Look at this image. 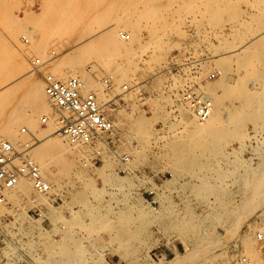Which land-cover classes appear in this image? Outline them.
<instances>
[{"label": "rangeland", "instance_id": "obj_1", "mask_svg": "<svg viewBox=\"0 0 264 264\" xmlns=\"http://www.w3.org/2000/svg\"><path fill=\"white\" fill-rule=\"evenodd\" d=\"M123 1L126 3L128 8L127 11L124 10L121 4ZM139 1L140 0H0V51L4 50L1 51L0 56L2 57L0 58L2 61L5 57L9 60L10 58L8 57L9 55L7 54L5 47L12 46L10 48L15 54L14 60H16L18 54H23L25 51L24 53L27 55L26 61H29V63L27 62L29 68H27L28 65L23 66L24 68L17 67L18 65L15 63L17 61L13 62L12 57L11 60H9L11 63H9L8 60L3 62L0 60V65L6 66L7 61L8 66L6 67H9V70L13 67L14 63V66L17 65L16 67L21 70H19V75H21L18 78H23L25 75L28 76L29 73L28 78L30 80L34 79L33 81L42 83L44 87L41 74L33 72L32 67L30 66L31 62L36 58H40L42 61H48L41 68L43 74L55 73L57 70L54 66H56L59 71L53 75L61 80L67 79L70 75L83 77V74L89 72V69L86 70L85 66H89L92 63L95 67L90 70L93 72L89 73H95L93 74V77L96 78L98 85L100 87L106 86V89L102 88L105 91L107 90L106 94L110 95V101L107 105H103L104 110L115 121L120 132L119 140L112 147V149L104 146L100 149L99 155L96 156L95 151L89 150L88 148L81 153V156L79 155L81 159L79 158V160L76 159L75 161V167L79 168L77 167V165L80 166L78 163L90 161V159H93L96 156L98 161L95 165L85 166L84 164H81L80 171L79 169L76 170V168H73L72 171L71 169L70 171L68 169V172H66V167H61L63 163L58 162L59 164H55V170L57 171V168L59 167L60 172L63 173H60L62 175L61 176L58 172L59 170L57 171L59 176L57 174V180L55 181H58L59 183H55L54 186L57 189L56 191H61L59 196L61 200L55 199V201L52 202L50 200L45 202L42 200L43 202L41 201L35 204L37 206L32 203H28V205L27 203H24L25 199L31 198L34 195H22L18 196L14 200V198L12 199L10 196L11 191H9L6 194L7 203L0 205V227L10 221H26L28 219L27 214L24 213L22 207L27 205L26 210L38 207L41 212H43L45 218L48 219L46 220V223L49 224V228H52V230L48 228V233L40 231L41 229L39 228H37L38 230L33 228L30 229L34 235L37 232L41 233L36 235L38 236V239H34L32 244L36 249L40 250L42 256H46V253H48L47 251H49L48 247H51V245H57V248L60 244V247H63L64 250L63 245L66 244L65 249L71 251L67 254L66 250L63 251L60 248V250H62L60 251L62 253H60V255H63V257L60 258H62V261L64 260V264L65 262L66 264L67 262H70L69 264H71L72 261V264H97V262L99 264L101 261L104 263L107 262L108 264H140L143 262H151L152 260L155 262H160L161 260L166 261L174 258L177 254L184 253L188 250L187 245L181 239L182 236H180L181 233H179V229H177V221H179L181 217L188 215L187 217L193 219L191 220L192 222L195 221L194 223H200L198 227L199 231H203L206 227L211 228L215 226V229L213 228L215 230L213 234L214 236L211 235L210 238H208L207 243H205L208 250L207 254L203 255L201 258L199 257V259L197 258L193 264H240L242 261L248 260L246 258L242 260L241 258V254L244 253L242 240L251 238H253L251 240H255L254 231L257 227V223L255 222H257L258 214L252 215L251 218L241 215L243 217H241V220L239 219L240 222L238 221V230H236V224H233L234 220H232V223L229 222L225 229H222L220 222L217 223V221H213L206 216V212H208L206 208L207 198H197L192 194V192L188 191L190 190L189 188L193 186L191 176L186 174L176 175L173 164L174 156L172 154V143L177 138L182 136L180 133L183 129V118L180 116L181 113H179L180 111L178 109L181 100V82L178 80L179 78H177L175 71L172 70L171 67L174 56L190 54L201 60V77H205L207 74L215 70L223 71V74L219 77V79H224V81H220L217 78L213 81L206 82L205 84L199 83L200 88H203V90L207 92L206 94H208L212 85L213 87H218V82L222 84L219 85L220 88L218 87L215 91L216 93L214 94L222 95L221 99L223 101L225 100L224 102L222 101L223 107L225 108L226 106L225 110H242V114L238 115V119H240V121L242 120L241 122L243 123L247 119L248 121H245L244 125L242 124L243 127H241L242 130L240 129V132H243L248 136L254 135L253 137L256 138H245L243 140V147L238 139L233 137L230 142L229 140L232 136L229 135L230 137H226L225 140H228L229 142H225V150L232 153L230 154V156H232L229 159L231 160V163L226 160L220 161V171L223 172L226 169L232 170L234 166L232 165L233 162L235 163V166H240L238 164L239 162H236L235 160H239L240 164L241 159H245L249 163L251 161L252 164H255L258 161L256 158L257 152L264 151V142L261 143L264 140V126L258 120L261 119V117L257 116V122L254 121V123H252L251 120L253 119L247 117L245 113L249 112L250 109L251 111L259 109L254 108V105H252L253 103L264 102V99H260L264 98L261 96V93L264 91V83L262 81L254 82L257 77L258 80L264 78V68H262L264 67V44H262L263 48H261V46L254 49L246 47L243 48L244 51L239 46L242 41L244 42L245 40L250 39L248 32L250 29H252L253 33H257L259 29H261L262 26L257 22V15L259 12L255 9L256 6L251 7L252 5H250V0H236V5L239 8H237L239 10V16L237 19H234L233 17L231 18L232 14L225 11H221V15L219 14L220 16H214L213 13V18L212 12L208 9L210 6H208V2H205L207 0H202L205 3L201 0H198L199 2L196 0H158L159 5L157 0H142L140 3ZM146 1L148 3H146ZM150 1L153 2L151 3ZM149 2L150 5H148ZM134 4L135 6H133ZM135 7H139L140 10H150L151 13L148 12V15H144V17L140 20V37L131 44L134 49L132 52L134 53L129 54L130 59L126 58L128 55L127 52H122L119 55H116V57H114L115 60L113 59L112 61L113 63L118 60L117 62L121 65L123 64L124 66L130 64V67H127L131 69L127 76L128 80L122 78L120 82H118L119 85L117 84L118 90H116L117 88L114 90V88H112L113 84L111 81L119 79L120 77L114 72L116 69V66L114 65L115 63H111L113 65L111 66L106 62L107 60L98 59L93 54L94 56H89L90 59H88V56L85 57L88 60L85 58L83 59L87 61L83 66L85 68L76 66L78 68L77 69L75 65L71 63L73 62V59L70 58V53L72 48L77 45L75 41L82 36L83 31L85 32L86 29L87 31L92 29L90 26H97L98 24H101L99 22L100 17H109L105 19H107L111 24H119L117 27L118 29H121V18H123V16L125 17L127 14L130 17L132 10H134L133 8ZM154 7L156 10L153 9ZM153 15L155 16L153 17ZM254 16H257L256 19ZM107 20L104 22H107ZM258 25H260V28ZM9 26L12 27L10 28ZM124 31L129 33V30ZM23 36L26 37L29 42H25L22 39ZM10 40L15 41V44L18 47L13 45L14 43L11 44ZM123 41L127 42L128 40ZM41 42L45 43H43V49L42 47L40 48L37 46ZM33 46H35L34 50ZM19 47H23L22 52ZM36 48L41 51L38 49L36 50ZM259 48L262 50H259ZM234 49L236 50L234 51ZM41 52L46 58L41 54ZM65 54L67 55L66 60L68 57L67 65L66 61L62 60L65 58ZM262 54L263 57L261 56ZM240 56L242 57L240 58ZM248 56H250V59ZM256 56H261L263 60L259 57L255 59ZM219 59H222V61ZM223 60L227 61L223 62ZM245 60L249 64H247ZM61 63H63V66L65 67H63ZM69 63L74 67H69ZM245 63L248 67L251 65L249 68H246L248 70L242 67ZM119 64H117V66ZM16 67H14V70H17ZM60 67H63L62 69L64 70V73L61 71L62 69H60ZM24 69L26 71H24ZM73 69L76 75L72 72ZM81 70H85L83 71L84 73H82ZM9 71H11V69ZM23 71L25 73L24 75ZM262 71L263 76L261 73ZM60 73L62 75H59ZM81 73L82 75H80ZM64 74L67 75L65 76ZM110 76H113V78ZM4 77L0 78V82L2 81L1 79H4ZM99 81L104 84H100ZM125 84L129 86H137L128 92H124L122 90ZM224 84L226 86H224ZM19 88L15 91L17 92L18 90V93H16L18 96L16 94L10 96L9 101L11 103L9 101L5 102L6 99L3 101L4 103H7L3 105L4 108L6 106L7 112L9 111L11 114L9 112L6 113L4 108L0 109V114L2 113V117L0 116V118H3L2 120L0 119V121L3 122V124L0 122V133L2 132V125L7 123L9 116H14L15 114V108L12 110L14 104L16 103L15 105L17 106L18 103L23 104V102H25V98L23 96L25 94V89H23V92L22 90L19 91ZM86 90L92 91L87 87ZM201 92L205 94L204 91L201 90ZM258 92L260 93V96L258 95ZM239 94L243 95V97H241L242 99L239 98L240 100L238 99L240 96ZM245 94L246 96H249V94L250 96H257L260 100L257 102V98L255 97H253V99H247L245 97L244 99ZM262 95H264V93ZM18 97H23L24 100L20 98L21 102ZM46 100V107H50L46 108V110L49 109L50 112L49 110H47L48 112L45 110L37 116V124L35 123V128L30 129V126L28 127V123L26 124L25 121H21L20 124H18L17 137H15L14 141H16L15 144L18 146V150L20 148L19 151H22L25 147H27L25 144L22 145L25 141H29L30 143L35 142L36 144L34 143V146H37V144L42 142L45 137L43 132H46V128L48 131V129L52 130L55 127V129L60 127V125H58L60 124L58 113L52 108V106H50L51 104L47 98ZM251 102L252 104L249 105ZM237 103L240 104L238 106L240 109L236 106ZM247 103H249V106ZM7 105H9L10 108ZM8 108L14 113H12V111ZM43 117H47L46 122L42 121ZM141 118H146L147 124V130L142 132L143 134L135 128V120ZM51 120H55V122H53L54 124L49 123ZM51 126L54 128H51ZM23 128H26L25 132H22ZM53 133L52 137L55 136L54 138L65 139V137L57 131ZM1 134H3V132ZM1 134L0 139H9L6 135L2 138L3 135ZM22 134L25 136H22ZM28 138H30L31 141L28 140ZM259 147L263 149L260 151ZM27 151V155L32 158L33 153L31 154V148ZM233 151L235 153H233ZM118 154L128 155L130 157V161L126 166L128 168L127 172H120L121 162ZM236 157L239 159H234ZM107 162L109 165L104 168V170H106V174L116 177L119 181H121V183L124 184L121 189L117 186L114 187L110 184V182L104 184L102 182L103 179L97 175L98 173L96 171L98 168H101V166L103 167ZM62 168H65V172L61 170ZM74 171L75 173H73ZM82 172L84 176L81 175ZM242 173V168L237 169L228 178V183H230L229 188L231 190L235 191L239 187ZM89 179L94 183L96 182L95 184L103 189H101L102 193L99 194V197L95 196L96 194H94L92 189L87 185V182L90 181ZM81 180H84V182ZM108 184L112 185L113 188H111L110 185L108 186ZM118 208H123V210L126 209L125 211L128 213L126 212L125 215L122 213V217L121 214L119 215L118 213H115ZM166 209L167 211H165ZM190 210L191 213L193 211L194 212L191 214L189 212ZM179 215L180 218H176L179 217ZM129 217L130 219L128 220ZM119 219L121 222H123V219L124 221H129L130 223L127 227L131 231L134 230L136 232V235L130 238L131 240L125 244L121 241L120 234H117V232L120 233L119 228L121 223ZM195 219H197V221ZM41 221L42 220H39L38 222L40 223ZM108 223L110 225H108ZM103 224H106L108 227L105 228L106 226ZM62 225H64L65 228L62 229V231H59L60 235L55 238L52 232L58 231ZM226 238L229 239L226 240ZM67 239L71 240L69 241ZM224 240L226 242H224ZM43 241H45V247L42 245ZM129 242L131 244H129ZM255 243L256 241H254L253 245L255 251L257 252V257L252 258L251 261H253L254 264H264L258 249H256L257 244ZM123 244L126 248H124ZM121 245H123V248ZM42 247L47 251L43 252L44 250ZM51 249H55V246L51 247L50 250ZM124 251L126 253H124ZM64 256L66 258H64ZM41 259H45V257H42ZM102 262L100 264H103Z\"/></svg>", "mask_w": 264, "mask_h": 264}, {"label": "bare ground", "instance_id": "obj_2", "mask_svg": "<svg viewBox=\"0 0 264 264\" xmlns=\"http://www.w3.org/2000/svg\"><path fill=\"white\" fill-rule=\"evenodd\" d=\"M126 1V0H125ZM131 1V0H130ZM142 1V0H140ZM139 1V3H140ZM145 1V0H143ZM162 1V0H160ZM198 1V0H196ZM202 1V0H201ZM200 1V2H201ZM247 1V0H246ZM151 2V1H150ZM150 2L148 5H150ZM153 2V1H152ZM151 2V3H152ZM158 2V0H157ZM155 2V3H157ZM199 2V1H198ZM204 2V1H202ZM205 2H208V9H210V12H212V16H213V13H214V16L217 15V16H220L221 14V11H225V12H230L232 14L231 18L233 17L234 19H237V17L239 16V8L237 7L236 5V0H207ZM204 2V3H205ZM238 2V1H237ZM243 2V1H241ZM245 2V1H244ZM250 5H252L251 7H255V9L259 12V14L256 16L258 19H257V22L262 26L261 29H259V31L255 34L253 33L252 29H250L249 32V37L250 39L248 40H245L244 42L242 41L240 43V48H251V49H254L258 46H261V48H263L262 44H264V0H250ZM248 2V3H249ZM121 3V2H120ZM133 3V2H132ZM131 3V4H132ZM144 3V2H142ZM141 3V5H142ZM146 3H148L146 1ZM246 3V2H245ZM122 6L124 8L125 11L128 10L127 6H126V3L123 1L122 3ZM145 4V3H144ZM158 5H159V2H158ZM248 5V4H247ZM135 6V4L133 5ZM143 6V5H142ZM146 7V6H144ZM131 8V7H130ZM152 8V7H151ZM157 8V7H156ZM238 8V9H237ZM6 9V8H5ZM134 10H132V13H131V16L129 17V15L127 14L125 17L123 16V18H121V23H120V26H121V29H118V25L117 23L115 24H111L110 22H108L107 19L105 18H109V17H106V16H102L99 18V22L101 24H98L97 26H90L92 29H89L87 31V29L85 30V32L83 31L82 33V36H78L79 38L75 41L77 43V45L75 47L72 48L71 50V55H70V58L73 59V65L76 66H80V67H83L84 66V63H86L87 61L83 60L86 56H88V59H90L91 55L92 56H96V58L98 59H103V60H107L106 62L108 64H110L111 66H113L112 64L115 63L114 65L116 66V69H115V73L117 75H119V79H114L112 82V88H117L116 90H118V87H117V84L118 82H120V80L123 78V79H127V76L129 74V72L131 71V69H129V65L128 64L127 66H124L123 64H119V62H113V59L114 57H116V55H119L120 53L122 52H127V57L128 59H130L129 57V54L131 53H134L132 52L134 49L133 47L131 46V44L135 41V40H138L139 39V34H140V28H141V18L144 17V15H148V12H150V10H140L139 7H135L133 8ZM155 9V7L153 8ZM156 10V9H155ZM158 10V8H157ZM238 10V11H236ZM241 10V9H240ZM154 11V10H153ZM243 11V10H242ZM5 12V11H4ZM151 13V12H150ZM154 13V12H153ZM152 13V14H153ZM6 14H7V11H6ZM220 14V15H219ZM4 15V14H3ZM9 15V13H8ZM137 15V16H135ZM241 15V13H240ZM7 16V15H6ZM11 16V15H10ZM9 16V17H10ZM155 15H153L154 17ZM213 16V18H214ZM8 17V18H9ZM14 17V16H13ZM146 17V16H145ZM152 17V18H153ZM255 17V16H254ZM255 17V19H256ZM156 18V17H155ZM218 18V17H217ZM150 19V18H149ZM154 19V18H153ZM220 19V18H219ZM12 20V19H11ZM98 20V18H97ZM107 22H104L106 21ZM143 20V19H142ZM10 23V22H9ZM12 24V23H11ZM8 25V24H7ZM260 25L259 28H260ZM2 27V26H1ZM10 27V26H9ZM12 27V26H11ZM10 27V28H11ZM88 27V28H90ZM8 29V28H7ZM249 29V28H248ZM10 30V29H9ZM124 30H129V35H130V39L126 42V41H123V39L121 40L120 38V32H125ZM87 31V33H86ZM10 32V31H9ZM1 34V33H0ZM16 34V33H15ZM248 34V33H247ZM11 35V33H10ZM4 36V35H3ZM248 37V38H249ZM17 38V37H16ZM1 39V38H0ZM84 39V40H83ZM243 39V38H242ZM246 39V38H245ZM7 40V39H6ZM11 41V40H10ZM9 41V42H10ZM142 41V40H141ZM40 42V41H39ZM14 43L13 45L16 46V42L15 41H11V44ZM44 43V42H43ZM43 43H39L37 46H39L40 48L42 47L43 49ZM4 44V43H3ZM33 44V43H32ZM35 44V43H34ZM45 44V43H44ZM130 44V45H129ZM139 44V43H138ZM234 44V43H233ZM18 45V44H17ZM47 45V44H46ZM2 46V45H1ZM5 46V45H4ZM3 46V47H4ZM36 46V44H35ZM35 46H33V50L35 48ZM135 46V44H134ZM139 46V45H138ZM237 46V45H236ZM235 46V47H236ZM12 46H7L5 47V49L7 50V54L9 55L8 57L10 58L9 60H11V57L13 58L12 61L17 63V67H22L24 68L23 66H27L29 61H26L27 59V55L26 53L23 52V54L21 53L22 52V48H20V53L21 54H18L17 57H16V60H14V53L13 51H11V48ZM18 47V46H16ZM38 47V48H39ZM140 47V46H139ZM2 48V47H1ZM32 48V47H30ZM36 48V50L38 49ZM249 48V49H250ZM259 48V50L261 49ZM248 49V51H249ZM40 50V49H38ZM69 50V51H70ZM233 50V49H232ZM231 50V51H232ZM236 49H234L235 51ZM241 50V51H242ZM256 50V49H255ZM262 50V49H261ZM1 51H4V50H1ZM0 51V53H1ZM41 51V50H40ZM45 51V49H44ZM244 51V50H243ZM253 51V50H251ZM257 51V50H256ZM32 52V51H31ZM68 52V51H67ZM214 52V51H213ZM227 52V51H226ZM233 52V51H232ZM240 52V51H239ZM255 52V51H254ZM16 53V52H15ZM234 53V52H233ZM256 53V52H255ZM6 54V53H5ZM42 54V52H41ZM94 54V55H93ZM214 54V53H213ZM237 54V53H236ZM253 54V53H252ZM260 54V53H259ZM264 54V53H263ZM263 54L261 55L263 57ZM30 55V54H29ZM43 55V54H42ZM69 55V54H68ZM124 55V56H125ZM245 55V54H244ZM5 56V55H4ZM41 56V55H40ZM44 56V55H43ZM66 54H65V58H63L62 60H65L66 61V65L68 64L67 63V60H68V57H67V60H66ZM90 56V57H89ZM135 56V55H133ZM214 56V55H213ZM261 56H256L255 59H257V57H259L260 59ZM2 57V56H0ZM31 57V56H30ZM45 57V56H44ZM120 57V56H119ZM212 57V56H211ZM222 57V56H221ZM242 56H240L241 58ZM249 59H250V56H248ZM252 57V56H251ZM46 58V57H45ZM94 58V57H93ZM95 58V59H96ZM118 58V57H117ZM253 58V57H252ZM86 59V58H85ZM86 59V60H88ZM93 59V60H95ZM125 59V58H124ZM136 59V58H135ZM1 60V58H0ZM5 60H8L6 59V57L4 58L3 61ZM8 60L9 63H11L10 61ZM70 60V59H69ZM115 60V59H114ZM133 60V59H132ZM220 61H222V59H219ZM248 60V59H247ZM252 60V59H251ZM263 60V59H262ZM2 61V60H1ZM2 61V62H3ZM71 61V60H70ZM92 61V60H91ZM124 61V60H123ZM128 61V60H127ZM227 61V60H225ZM223 60V62H225ZM236 61V60H235ZM246 61V60H245ZM249 61V60H248ZM6 61V66L7 63ZM12 62V63H13ZM28 62V63H27ZM56 62V61H55ZM69 62V61H68ZM90 62V60H89ZM94 62V61H92ZM96 62V61H95ZM98 62V61H97ZM122 62V61H121ZM135 62V60H134ZM65 63V62H64ZM112 63V64H111ZM119 64L117 66V64ZM244 63V62H243ZM247 63V61H246ZM243 64V68L246 69L248 66L247 64ZM259 63V62H257ZM4 64V63H2ZM70 64V63H69ZM88 64V63H87ZM252 64V63H251ZM264 64V63H263ZM11 65V64H10ZM15 64L13 63V67H11V71L8 70L9 67H6L5 65H0V78H3L4 76V79H1L2 81L0 82V109L4 108V104H7V103H4L3 101L6 99L5 102L9 101L10 100V96H13V94H16L18 93V90L17 92L16 89L19 88V87H23V88H19L20 90L19 91H23V89H25V94L23 95L24 98H25V102H23V104H20L18 103V105L16 106L14 104V107H12V110L14 109L15 111V114L14 116L11 115L9 116L8 120L6 119L7 116H6V120H7V123L5 125H2V132L3 135L2 138L4 137V135H6L10 140V142H12V144L18 149V146L15 144L16 141H14L15 137H17V126H19L18 124H20L21 121H25L26 124L28 123V127L30 126V129H33L35 128V123L37 121V116H39V114L43 111L46 110V108H50V107H46L47 106V96L45 94V91H44V87L42 85V83L40 82H37V81H33V80H30L28 78L29 76V73H28V76H23V78H18L20 75H19V70L16 66H14ZM61 65L63 66V63H61ZM65 65V64H64ZM72 64L69 65V67L72 66V68L74 67ZM86 65V64H85ZM97 65V64H96ZM101 65V64H100ZM104 65V64H103ZM106 65V64H105ZM226 65V64H225ZM242 65V63H241ZM12 66V65H11ZM31 66V65H30ZM99 66V65H97ZM133 66V64H132ZM228 66V65H227ZM251 66V65H250ZM249 66V67H250ZM14 67L17 68V70H14ZM65 67V66H63ZM62 67V68H63ZM67 67V66H66ZM86 67V70H88L89 72H93V71H90L91 69H93L95 66L91 63V65L89 66H85ZM83 67V68H85ZM223 67V66H222ZM241 67V66H240ZM248 67V68H249ZM257 67V66H256ZM15 68V69H16ZM21 68V69H22ZM26 68V67H25ZM29 68V65L28 67ZM26 68V69H27ZM31 68V67H30ZM54 68H56L57 71L58 68L56 66H54ZM60 67V69H62ZM77 68V67H76ZM75 68V69H76ZM264 68V67H262ZM78 69V68H77ZM76 69V70H77ZM253 69V68H252ZM53 70V68H52ZM95 70V69H94ZM113 70V69H112ZM248 70V69H246ZM251 70V69H250ZM249 70V71H250ZM254 70V69H253ZM21 71V70H20ZM24 71H26L24 69ZM23 71V75L25 74ZM56 71V72H57ZM62 72L64 71L63 69L61 70ZM82 71V70H81ZM85 71V70H83ZM82 71V73H84ZM107 71H108V68H107ZM264 71V69H263ZM263 71L261 72L262 73V76H263ZM52 72V71H51ZM55 72V71H54ZM55 72V73H56ZM61 72V73H62ZM74 73V69L72 71ZM76 72V71H75ZM85 73L82 75V73L80 75H82L83 77H81L82 81L84 82V85H85V88H89L91 89L96 95H97V98H98V102L100 103V105H107V103L110 101L109 99V96L108 94H106V91L103 89V88H107L106 86H99L98 85V82L96 80V78L93 77V74L91 73ZM113 72V71H112ZM256 72V71H255ZM53 73V74H55ZM58 73V72H57ZM59 74V75H62V74ZM80 73V72H79ZM75 74V73H74ZM78 74V72H77ZM104 74V73H103ZM256 74V73H255ZM65 75V74H64ZM67 75V74H66ZM65 75V76H66ZM76 75V74H75ZM79 75V74H78ZM98 75V74H97ZM257 75V74H256ZM64 76V77H65ZM71 76V75H70ZM95 76V75H94ZM32 77V76H31ZM102 77V76H101ZM111 77V76H110ZM132 77V76H131ZM221 77V76H220ZM66 78V77H65ZM113 78V76L111 77ZM114 78H115V74H114ZM130 78V77H129ZM224 78V76H223ZM131 79V78H130ZM219 79V78H218ZM260 79V78H259ZM125 80V81H126ZM220 81H224V79H219ZM218 80V81H219ZM254 80V79H252ZM256 81H262L264 83V78L261 79V80H258V77L257 79H255L254 82ZM100 82V81H99ZM108 82V81H107ZM106 82V83H107ZM128 82V81H126ZM215 82V81H214ZM102 82H100L101 84ZM109 83V82H108ZM107 83V84H108ZM261 83V82H260ZM258 83V84H260ZM104 84V83H102ZM105 84V85H107ZM129 84V83H128ZM227 84V83H226ZM119 85V84H118ZM215 85V84H214ZM219 85H222L218 82V87ZM109 86V84H108ZM116 86V87H114ZM209 86V85H207ZM224 86H226L224 84ZM103 87V88H102ZM218 87H211L209 93L207 94L212 100H213V103H214V109H213V112L211 113V115L209 116V118L204 121V122H197L195 121L194 117L192 116V112L190 110V108L187 106L186 103L184 102H180V106H178L179 108V113H181V117L183 118V126H182V131H181V135L179 138H177L173 143H172V154H173V164H174V168H175V173L176 175H189L191 176V179L193 182L192 183V187H190L188 191L192 192V194L197 197V198H207L206 200V208L208 210V212H206V216H208V218L212 219L213 221H217L220 222V226L222 227V229L226 228L227 224L229 222L232 223V220H234V223L233 224H236V230H238L237 227H239L237 224H238V221L240 222L241 220V215H244L245 217H250L252 215H257L259 214V212H264V151H261L263 148H260V151L261 152H257V155H256V158L258 159V161L255 163V164H252L251 161L250 163L247 162L245 159H241V164H240V161L238 160H235L236 162H239L238 164L241 166H238L240 168H242V175L240 177L241 179V183L239 185V187L233 191L229 188V184L228 183V178L234 173V171H236L237 169H240L238 168L237 166H235V163L233 162L232 165L233 166V169L232 170H228L226 169L225 171L221 172L220 171V167L219 166V162L220 161H223V160H226L228 162L231 163V160H229L231 158L230 154L232 153H229L227 152V150H225V142L228 141V140H225V138L227 137H230V142L232 141L231 139H233V137L235 139H238L241 143V146L244 147V144H243V140L245 138H256V137H253V136H248L246 135L245 133L243 132H240V129L242 130L241 127H243L245 121H248L245 120L244 123L240 121V119H238V115L242 114V110L240 109V107H238L239 105H237V107L240 109V111H236V110H225V108L223 107V103H222V95H215L214 93H216L215 91L217 90ZM264 87V86H263ZM110 88V87H109ZM108 88V89H109ZM210 88V87H209ZM220 88V87H219ZM227 88V87H226ZM121 89V88H120ZM202 91L205 92V94L207 93L205 90H203V88H200ZM263 89V88H262ZM261 89V91H262ZM200 90V91H201ZM90 91V90H88ZM121 91V90H120ZM123 91V90H122ZM231 91V90H230ZM236 91V90H235ZM260 91V92H261ZM15 92V93H14ZM24 92V91H23ZM110 92V91H108ZM113 92V91H112ZM117 92V91H116ZM111 93V92H110ZM123 93V92H122ZM264 93V91H263ZM263 93H261V96L264 97V95H262ZM236 94V93H235ZM260 93L258 92V95ZM17 95V94H16ZM240 96L238 97V99H242L241 97H243V95L239 94ZM18 96V95H17ZM125 96V95H123ZM238 96V95H236ZM235 96V97H236ZM260 96V95H259ZM108 97V99H107ZM245 97L247 99H253V97L255 96H246V94L244 95V99ZM9 98V99H7ZM19 98V97H18ZM17 98V100H18ZM23 99V97H20ZM19 98V99H20ZM111 98V97H110ZM231 98V97H230ZM257 98V96L255 97ZM48 99V98H47ZM236 99V98H235ZM237 99V100H238ZM239 99V100H240ZM260 99H264V98H260ZM259 98H257V102L260 100ZM24 100V99H23ZM21 101V99H20ZM103 101V102H102ZM225 101V100H224ZM223 101V102H224ZM252 101V100H251ZM264 101V100H263ZM10 102V101H9ZM17 102V101H16ZM22 102V101H21ZM255 102V101H254ZM11 103V102H10ZM249 103H247L248 105ZM252 102L249 104L251 105ZM10 105V104H9ZM7 105V106H9ZM246 105V106H247ZM248 105V106H249ZM252 105H254V108H259L258 110L256 111H250L249 112H246L245 115L247 117H249L250 119H253L251 120L252 123L257 122V116L261 117V119H258L261 124L264 126V102L263 103H253ZM3 106V107H2ZM51 106V105H50ZM109 107V106H108ZM235 107V106H234ZM10 108V106H9ZM8 108V109H9ZM231 108V107H230ZM245 108V106H244ZM252 108V107H251ZM6 110V106L4 108ZM232 109V108H231ZM236 109V108H235ZM249 109V108H248ZM247 109V111H248ZM10 110V109H9ZM10 110V111H12ZM49 110V109H47ZM46 110V111H47ZM238 110V109H237ZM4 111V110H3ZM1 111V112H3ZM230 111V112H229ZM6 113L7 110L5 111ZM12 111V113H14ZM48 112V111H47ZM50 112V110H49ZM4 113V112H3ZM10 113V112H9ZM11 114V113H10ZM46 114V112H45ZM5 115V114H4ZM3 115V116H4ZM9 115V114H7ZM0 116L2 117V113L0 114ZM140 117V116H139ZM256 117V119H255ZM39 118V117H38ZM245 118V117H244ZM1 119V118H0ZM3 119V118H2ZM1 119V120H2ZM57 121V119H55ZM55 120H51V122L49 123H53L55 122ZM182 120V119H181ZM244 120V119H243ZM5 121V120H4ZM134 121V120H133ZM2 124L3 122L0 121ZM6 122V121H5ZM59 122V121H57ZM40 123V122H39ZM135 128L137 131L139 132H145L147 130L146 128V118H141V119H138V120H135ZM37 124V123H36ZM54 124V123H53ZM243 124V125H242ZM60 125V124H58ZM50 126V125H49ZM52 126H55V125H52ZM51 128H54L52 127ZM32 127V128H31ZM50 128V127H49ZM56 128V127H55ZM54 128V129H55ZM60 128V127H59ZM59 128L57 129H48L47 131V128H46V132H43V135L45 134V137L43 138L44 140H42V142L38 143L37 146H34V143H30L29 141H25L23 140V143L22 145H26L27 147H25L23 150H28L31 148V154H32V158L35 160V162H37V164L40 166L43 174L52 182L53 184V191L56 192V187L55 186V183H57L55 180H57V174L60 172L59 170V167L57 168V171L55 170V164L56 163H63V165H61V167H66V172H68V169L70 171L73 170V168L75 169L76 165H75V161L76 159L79 160V158L81 159V153H83L84 150L88 149V147H78V146H73L71 144H69L65 139L63 138H54L52 137V134H54L53 132L59 130ZM20 130V129H19ZM0 131H1V128H0ZM30 131H34V130H30ZM39 133V132H38ZM60 133V132H58ZM37 134V133H36ZM61 134V133H60ZM143 134V133H142ZM34 135V133H33ZM62 135V134H61ZM230 135V136H229ZM22 136H25L22 134ZM36 136V135H35ZM264 139V138H263ZM28 140L31 141L30 138H28ZM34 140V139H33ZM37 140V139H36ZM41 140V139H39ZM20 141V140H18ZM228 141V142H229ZM264 140L261 142L263 143ZM36 144V143H35ZM263 145V144H262ZM100 146L102 145H98L97 147L99 148ZM264 146V145H263ZM23 148V147H22ZM20 150V148H19ZM90 150V148H89ZM88 150V151H89ZM235 150V149H234ZM29 152V151H27ZM233 153H235L233 151ZM86 154V153H85ZM237 154V153H236ZM80 155V156H79ZM234 155V154H233ZM172 156V155H171ZM240 156V155H239ZM233 158V157H232ZM234 159H239V158H234ZM251 159V158H250ZM234 161V160H233ZM80 162V161H79ZM58 163V164H59ZM254 163V162H253ZM57 164V165H58ZM83 165L84 162H81V163H78ZM109 165V163L107 162L103 167L101 166V168H98V170L96 171L102 179H103V183H107V182H110V184H112L114 187H120V189L124 186L123 183H121V181H119L116 177H113L111 175H107L106 174V170H104L105 166ZM172 165V163H171ZM218 165V166H217ZM237 165V164H236ZM79 165H77V167L79 168H76V170L81 169ZM173 166V165H172ZM83 168V167H82ZM173 168V169H174ZM65 169V168H64ZM64 169L62 168L61 170L64 171ZM83 171V170H82ZM84 172V171H83ZM83 172L81 175H83ZM75 173V171L73 172ZM58 174V176H59ZM63 174V173H62ZM65 174V173H64ZM68 174V173H67ZM61 175V174H60ZM52 176V178H51ZM62 176V175H61ZM84 176V175H83ZM82 177V176H81ZM98 177V176H97ZM78 178V177H77ZM94 178V177H93ZM84 179V178H83ZM90 180V179H89ZM60 181V180H59ZM82 181V180H81ZM80 181V182H81ZM84 182V180L82 181ZM81 182V183H82ZM59 183V182H58ZM96 183V182H95ZM93 181H89L87 182V185L92 189V192L94 194H96L95 196H98L99 197V194L102 193V188L99 187L97 184H95ZM108 184V186L110 185ZM123 184V185H122ZM58 185V184H57ZM110 185L111 188H113V186ZM60 186V185H58ZM185 187V186H184ZM188 187V186H186ZM102 189V190H101ZM117 189V188H116ZM124 189V188H123ZM188 189V188H187ZM186 190V189H185ZM60 193V190H58V194ZM113 193V192H112ZM111 193V194H112ZM110 194V193H109ZM22 195H34L33 197L31 198H26L25 199V202L24 203H39L41 202L42 200L45 201H49L50 198H48L47 196H43V195H39L35 192L34 188H33V185L31 183V181H29L28 179H21L20 182L11 190L10 192V196L12 197V199L14 198H17L18 196H22ZM104 196V195H103ZM194 197V198H195ZM186 198V197H185ZM99 201V200H98ZM43 202V201H42ZM125 203V202H124ZM123 203V204H124ZM128 203V202H127ZM83 204V203H82ZM29 205V204H28ZM31 205V204H30ZM84 205H87V204H84ZM126 205V204H125ZM124 205V206H125ZM189 205V204H187ZM123 206V207H124ZM26 207H22L24 213L26 214ZM91 207V206H90ZM188 207V206H187ZM96 208V207H95ZM104 208V207H103ZM127 208V206H126ZM130 208V206H129ZM167 208V207H166ZM131 209V208H130ZM165 209V208H164ZM190 209V208H189ZM97 210V209H96ZM114 210V209H113ZM116 210V209H115ZM126 210V209H125ZM123 210V208H118L117 211L115 213H118L119 215L121 214L122 217H123V214L124 215L126 214L127 211ZM142 210V209H141ZM22 211V210H21ZM93 211V210H92ZM105 211V210H104ZM138 211V210H137ZM167 211V209L165 210ZM164 211V212H165ZM188 213V211H186ZM191 213V210L189 211ZM194 212V211H193ZM192 212V213H193ZM22 213V212H21ZM128 213V212H127ZM139 213V212H138ZM188 213V214H190ZM191 213V214H192ZM205 213V212H204ZM111 214V213H110ZM148 214V213H146ZM165 214V213H164ZM92 215V214H91ZM98 215V214H97ZM117 215V214H116ZM17 216V215H16ZM19 216V215H18ZM24 216V215H23ZM101 216V215H100ZM163 216V215H162ZM182 216V215H181ZM188 215L186 216H183L181 217V219L179 221H177V229H179V233H181L180 236H182V241L187 245L188 247V250L184 253H179L177 254L174 258H171L169 260H161L160 262H155L154 260H152L151 262H143V263H140V264H193V262L199 257L201 258L203 255L207 254L208 250H207V245L205 243H207V240L208 238H210L211 235L214 234V229H215V226L209 228V227H206L203 231H199L198 230V227H199V224L197 223H194L192 222L191 220H193L192 218L190 219L189 217H187ZM204 215V217H206ZM254 217V216H253ZM256 217V216H255ZM18 218V217H17ZM105 218V217H104ZM126 218V217H125ZM176 218H180V215L179 217H176ZM199 218V217H198ZM130 219V217L128 218V220ZM205 219V218H204ZM203 219V220H204ZM207 219V217H206ZM240 219V220H239ZM245 219V218H244ZM82 220V219H81ZM95 220V219H94ZM122 220V219H121ZM176 220V219H175ZM197 221V219H195ZM120 221V219H119ZM118 221V222H119ZM199 221V219H198ZM244 221V220H243ZM109 222V221H108ZM117 222V221H116ZM64 223V222H63ZM79 223V221H78ZM102 223V222H101ZM110 223V222H109ZM108 223V225H110ZM120 228H119V232L118 233L117 231V234H120V237H121V241L125 244L127 243L129 240H131L130 238L134 237L136 235V232L133 230L131 231L127 225L130 223L129 221L127 222L126 220L124 221L123 219V222L120 221ZM132 223V222H131ZM138 223V222H137ZM230 223V224H231ZM256 223V222H255ZM70 224V223H69ZM88 224V223H87ZM240 224V223H239ZM104 225V224H103ZM112 225V224H111ZM249 225V224H248ZM252 225V224H251ZM106 226V224L104 225ZM130 226V225H129ZM212 226V225H211ZM219 226V225H218ZM100 227V225H99ZM108 226H106L105 228H107ZM117 228V227H116ZM135 228V227H134ZM133 228V229H134ZM139 228V227H138ZM214 228V229H213ZM101 229V228H100ZM118 229V228H117ZM254 229V227H253ZM251 229V230H253ZM68 231V230H67ZM226 231V230H225ZM234 232V231H232ZM253 232V231H252ZM178 233V234H179ZM231 234V233H230ZM251 235V234H250ZM118 236V235H117ZM214 236V235H213ZM46 237V236H45ZM139 237V236H138ZM222 237V236H221ZM233 237V236H231ZM229 237V238H231ZM48 238V237H47ZM229 238H226L229 239ZM245 238V237H244ZM251 238V237H250ZM49 239V238H48ZM253 239V238H251ZM251 239H245V240H242L243 241V248H244V253L241 254V258L242 260H244L245 258L246 259H249V260H252V258L254 257H257V252L255 251V248H254V241L251 240ZM46 240V238H45ZM69 240V239H67ZM71 240V239H70ZM69 240V241H70ZM68 241V243H69ZM44 242L43 241V244L44 245ZM47 242V241H46ZM224 242H226L224 240ZM223 242V243H224ZM67 243V242H66ZM67 243V244H68ZM122 244V243H120ZM123 244V245H124ZM129 244H131L129 242ZM218 244V242H217ZM256 244V243H255ZM70 245V244H69ZM123 245L122 248H123ZM50 246V245H48ZM55 246V249H51V247ZM57 245H51V247H48L49 248V251H47L46 249H42L44 250L43 252H48L46 253V256L43 255L42 257L45 259H41L40 258V264H64V260L62 261L60 257H63V255H60V251L63 250V247L61 248L60 247V244L59 246L56 248ZM62 246V244H61ZM64 246V250H66L67 254L70 253V251H68L67 249H65L66 247V244L63 245ZM120 246V245H119ZM45 247V245H44ZM257 247V246H256ZM60 248L62 250H60ZM124 248L125 245H124ZM217 248V247H215ZM131 249V248H129ZM220 249V248H219ZM257 249V248H256ZM114 250V249H113ZM117 250V249H116ZM122 250V249H121ZM127 250V249H125ZM132 250V249H131ZM115 251V250H114ZM217 251V250H216ZM65 252V253H66ZM124 253H126L124 251ZM242 253V252H241ZM62 254V253H61ZM73 254V252H72ZM81 254V252H80ZM226 254V253H225ZM224 254V255H225ZM66 255V254H65ZM68 256V255H67ZM210 256V255H209ZM227 256V255H226ZM225 256V257H226ZM77 257V255H76ZM126 257V256H125ZM206 257V256H205ZM224 257V258H225ZM231 257V256H230ZM64 258H66L64 256ZM63 258V259H64ZM213 258V257H212ZM71 259V258H70ZM69 259V260H70ZM73 259V258H72ZM104 259V258H103ZM67 260V259H66ZM75 260V259H74ZM77 260V259H76ZM98 260V259H97ZM206 260V259H205ZM63 263H62V262ZM99 261V260H98ZM101 261V260H100ZM214 261V260H213ZM228 261V260H227ZM102 262V261H101ZM100 262V263H101ZM255 262V261H254ZM70 263V262H69ZM67 262V264H69ZM73 263V261H72ZM71 263V264H72ZM99 263V264H100ZM103 264H108L107 262H102ZM66 264V262H65ZM96 264V263H95ZM98 264V262H97ZM195 264V263H194ZM198 264V263H197ZM205 264V263H204Z\"/></svg>", "mask_w": 264, "mask_h": 264}, {"label": "built area", "instance_id": "obj_3", "mask_svg": "<svg viewBox=\"0 0 264 264\" xmlns=\"http://www.w3.org/2000/svg\"><path fill=\"white\" fill-rule=\"evenodd\" d=\"M120 38L129 40L130 35L120 32ZM29 42L26 37H22ZM48 61L36 58L31 62L33 72L41 74L44 83L45 94L52 106L58 113L60 132L73 146L88 147L94 150L96 156L100 149L107 146L112 147L119 140V129L115 121L106 113L104 106L98 102L97 95L93 91H87L84 82L79 76H70L65 80L58 79L53 74H43L41 68ZM172 70L181 82L180 102H184L190 108L192 116L197 122L206 121L214 109L213 100L201 92L200 85L219 78L222 70H215L205 77H201V60L193 55H176L172 61ZM201 79V80H200ZM137 85L125 84L123 91L128 92ZM43 122L47 117L42 118ZM26 128L22 129L25 132ZM98 145H102L99 148ZM27 150L19 151L10 141L0 139V205L7 203L6 194L11 191L21 179L31 181L35 192L47 196L50 201L60 199L61 194L53 191L52 182L43 174L40 166L26 153ZM86 155V154H85ZM90 161H83L84 165H95L97 157ZM121 162L120 172H127L126 167L130 161L128 155H119ZM37 204L34 203V205ZM37 206V205H35ZM27 220L23 222L10 221L0 227V264H40L42 257L39 249L32 242L38 239L40 232L32 234L31 228L47 232L49 224L40 208H30L26 211ZM39 220H42L40 223ZM257 227L254 238L262 261L264 262V212L257 216ZM62 225L58 231H53L57 238L59 231L64 229ZM52 230V228H49ZM48 233V232H47ZM41 234V233H40ZM240 264H254L251 260L242 261Z\"/></svg>", "mask_w": 264, "mask_h": 264}, {"label": "crops", "instance_id": "obj_4", "mask_svg": "<svg viewBox=\"0 0 264 264\" xmlns=\"http://www.w3.org/2000/svg\"><path fill=\"white\" fill-rule=\"evenodd\" d=\"M239 105L238 103L236 104V106Z\"/></svg>", "mask_w": 264, "mask_h": 264}]
</instances>
